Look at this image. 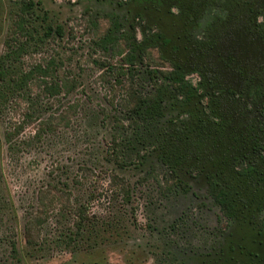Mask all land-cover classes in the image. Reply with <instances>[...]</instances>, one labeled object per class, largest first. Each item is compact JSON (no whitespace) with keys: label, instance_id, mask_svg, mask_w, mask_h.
<instances>
[{"label":"rangeland","instance_id":"1","mask_svg":"<svg viewBox=\"0 0 264 264\" xmlns=\"http://www.w3.org/2000/svg\"><path fill=\"white\" fill-rule=\"evenodd\" d=\"M28 1L0 0V264H264V0Z\"/></svg>","mask_w":264,"mask_h":264},{"label":"trees","instance_id":"2","mask_svg":"<svg viewBox=\"0 0 264 264\" xmlns=\"http://www.w3.org/2000/svg\"><path fill=\"white\" fill-rule=\"evenodd\" d=\"M206 1V0H205ZM223 2L219 1L218 5H220L221 9H227V10H231L232 12L235 11L238 7V0H222ZM35 6H37V3L29 0L27 2V4L24 6V9L27 11H33ZM56 35L59 38H63L65 36V29L63 26H57V27H53V26H47L46 30H45V36L46 37H50V36H54ZM246 35L249 38V43L253 44L254 46H256L257 50L259 49V52L257 53H252V51L249 49L248 52L250 53V56L252 57L253 60H256V58L258 57H262L263 56V49H264V41H261V36H258L257 34H255V32L252 31H248L246 33ZM259 40V42H258ZM210 44V43H209ZM209 44L206 43V46H208ZM246 53V51H245ZM247 54V53H246ZM264 61V60H263ZM98 63V62H97ZM264 63V62H263ZM12 83H14V86L16 84V86L18 85V81L16 79H12L10 80ZM27 78H22L19 82L21 83H28L27 82ZM6 82V78L4 76V72H2L0 70V83H5ZM27 85V84H26ZM2 86L3 84H0V90H2ZM6 86V85H5ZM53 87V85H51ZM57 87V86H56ZM51 88V91H56L57 88ZM257 94H260L261 96L264 95V86H262V88H260L259 93L257 92ZM264 98V96H263ZM150 102V101H148ZM150 109L147 110L149 113H151V115H155L156 113H158L159 111H161V103L159 102H153L149 105ZM8 140H10V137L8 136ZM115 157V161H119V158L117 155H114ZM181 158L182 155L179 153V151L176 148H172V149H163L162 150V154H161V160L162 162L168 166L169 168L175 169L179 166V164L181 163ZM116 177V176H115ZM117 178V177H116ZM217 186V185H215ZM223 197H227V199H223ZM45 196H42V200H44ZM222 206L223 209L227 208L229 210H232L233 204H232V198L229 196L228 193L225 192V190H222V194L220 196V198H218L217 200ZM86 210H81L78 212V219H77V225H78V230L79 232L83 229V223L85 220H87L88 216L86 214ZM35 219L36 216H32L28 219L27 223H26V227H25V232H26V237L28 239H32V231L31 228H33V225L35 224ZM78 232V235L80 234ZM14 247V251L16 250V246L13 245Z\"/></svg>","mask_w":264,"mask_h":264}]
</instances>
